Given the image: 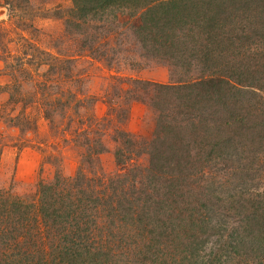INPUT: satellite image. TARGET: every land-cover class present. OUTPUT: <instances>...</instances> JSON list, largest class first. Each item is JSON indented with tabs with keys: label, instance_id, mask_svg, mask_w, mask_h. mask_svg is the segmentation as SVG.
Masks as SVG:
<instances>
[{
	"label": "trees",
	"instance_id": "1",
	"mask_svg": "<svg viewBox=\"0 0 264 264\" xmlns=\"http://www.w3.org/2000/svg\"><path fill=\"white\" fill-rule=\"evenodd\" d=\"M74 3V29L105 28L115 6L139 16L142 45L202 68L196 82L135 80L159 126L137 172L105 180L83 134L74 177L58 171L30 201L0 190V264H264V0Z\"/></svg>",
	"mask_w": 264,
	"mask_h": 264
},
{
	"label": "rangeland",
	"instance_id": "2",
	"mask_svg": "<svg viewBox=\"0 0 264 264\" xmlns=\"http://www.w3.org/2000/svg\"><path fill=\"white\" fill-rule=\"evenodd\" d=\"M76 9L74 0H0V190L26 201L58 171L74 177L87 148L76 143L83 134L99 141L89 146L98 147L94 163L105 180L145 166L138 153L159 126L135 80L196 82L202 68L192 51L182 60L142 45L139 16L113 6L107 26L92 31L73 28ZM122 145L136 150L123 164L115 156Z\"/></svg>",
	"mask_w": 264,
	"mask_h": 264
}]
</instances>
